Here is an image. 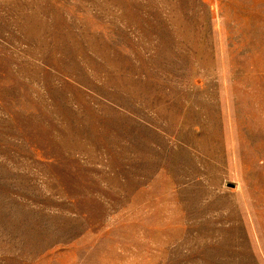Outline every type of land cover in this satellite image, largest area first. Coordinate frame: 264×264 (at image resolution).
I'll return each mask as SVG.
<instances>
[{
    "label": "rangeland",
    "instance_id": "374dc122",
    "mask_svg": "<svg viewBox=\"0 0 264 264\" xmlns=\"http://www.w3.org/2000/svg\"><path fill=\"white\" fill-rule=\"evenodd\" d=\"M0 264H264V0H0Z\"/></svg>",
    "mask_w": 264,
    "mask_h": 264
}]
</instances>
